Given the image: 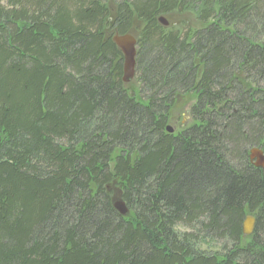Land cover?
I'll return each instance as SVG.
<instances>
[{
    "label": "trees",
    "instance_id": "1",
    "mask_svg": "<svg viewBox=\"0 0 264 264\" xmlns=\"http://www.w3.org/2000/svg\"><path fill=\"white\" fill-rule=\"evenodd\" d=\"M191 10L203 28L159 23ZM134 22L130 93L112 38ZM183 94L192 123L168 134ZM251 149L264 0H0V264H264Z\"/></svg>",
    "mask_w": 264,
    "mask_h": 264
},
{
    "label": "rangeland",
    "instance_id": "2",
    "mask_svg": "<svg viewBox=\"0 0 264 264\" xmlns=\"http://www.w3.org/2000/svg\"><path fill=\"white\" fill-rule=\"evenodd\" d=\"M109 4H110V6L112 5L111 1ZM161 19H163L164 24H162L160 22ZM159 23L162 27L167 28V30L174 29V30H177V31L182 32V33L186 32L188 30H190L192 32L194 30H198V29H201L204 27L202 25V23H200L198 21L197 13L194 10L187 11L183 14H171V15H168L165 17H161V18H159ZM141 26H142L141 24L134 22L131 31L127 34L135 40V42H136L135 45H137V38H138V34L140 32ZM120 53H121V51H120ZM135 53H136V46H135ZM121 55H122V53H121ZM122 57H123V55H122ZM135 58H136V54H135ZM122 74H123V65H122ZM134 76H135V70H134L133 78L128 83H123L122 77H121L122 84L125 86V88L128 91H130V93L137 92V90L139 89L138 83L135 81ZM135 97H136V99H138V96L136 94H135ZM194 100H195V97L192 94H183V95H179L175 98L174 105H173V107L169 113V120H168V124L166 127V131L168 134L177 133L192 123V120L190 117V107L194 103ZM168 130H170L171 132H168ZM257 150H260V149H257ZM250 151L248 154L249 156H250ZM261 151L264 152V150H261ZM249 156H248V159H249L250 163L254 166V160H250ZM113 191L115 193L114 199H113V207L115 209L114 204L117 202H121L123 204L125 210H126V213L124 215H120L116 209H115V211L121 217H126L128 215V209L126 208L125 204L120 200L119 196L117 195L118 194L117 190L113 189ZM247 217H251V216H247ZM251 218H253V217H251ZM253 220H254V225H255V219L253 218ZM244 222H245V220H244ZM244 222H243V224H244ZM253 230H254V226H253ZM242 234H243V225H242ZM243 236L248 237L250 235H244L243 234Z\"/></svg>",
    "mask_w": 264,
    "mask_h": 264
},
{
    "label": "water",
    "instance_id": "3",
    "mask_svg": "<svg viewBox=\"0 0 264 264\" xmlns=\"http://www.w3.org/2000/svg\"><path fill=\"white\" fill-rule=\"evenodd\" d=\"M164 24L163 19L160 20ZM113 43L118 47L123 55V74L122 82L128 83L134 75L135 68V40L129 36H117L112 38ZM168 132H171L168 130ZM250 160H254V167L264 170V152L257 149H252L250 151ZM115 209L120 215H124L126 210L121 202L114 204ZM254 220L251 217H247L243 224V234L250 235L253 232Z\"/></svg>",
    "mask_w": 264,
    "mask_h": 264
},
{
    "label": "bare ground",
    "instance_id": "4",
    "mask_svg": "<svg viewBox=\"0 0 264 264\" xmlns=\"http://www.w3.org/2000/svg\"><path fill=\"white\" fill-rule=\"evenodd\" d=\"M136 46V45H135ZM120 51V50H119ZM136 68V67H135ZM135 70V69H134ZM249 156V155H248ZM251 235V234H250Z\"/></svg>",
    "mask_w": 264,
    "mask_h": 264
}]
</instances>
